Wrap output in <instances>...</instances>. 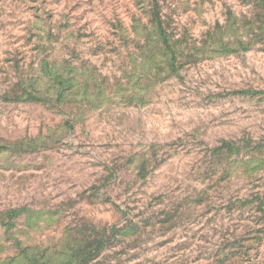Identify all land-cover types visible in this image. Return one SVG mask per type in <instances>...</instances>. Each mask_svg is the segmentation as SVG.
<instances>
[{"label": "rangeland", "instance_id": "374dc122", "mask_svg": "<svg viewBox=\"0 0 264 264\" xmlns=\"http://www.w3.org/2000/svg\"><path fill=\"white\" fill-rule=\"evenodd\" d=\"M0 264H264V0H0Z\"/></svg>", "mask_w": 264, "mask_h": 264}]
</instances>
